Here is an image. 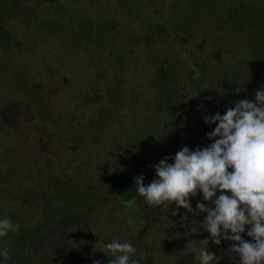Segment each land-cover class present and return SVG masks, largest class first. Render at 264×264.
I'll return each mask as SVG.
<instances>
[{
	"label": "trees",
	"instance_id": "trees-1",
	"mask_svg": "<svg viewBox=\"0 0 264 264\" xmlns=\"http://www.w3.org/2000/svg\"><path fill=\"white\" fill-rule=\"evenodd\" d=\"M257 91L264 0H0V219L20 226L0 264H110L113 240L140 264H200L203 240L240 264L202 228V193L150 207L134 178L209 147L205 117Z\"/></svg>",
	"mask_w": 264,
	"mask_h": 264
},
{
	"label": "clouds",
	"instance_id": "clouds-1",
	"mask_svg": "<svg viewBox=\"0 0 264 264\" xmlns=\"http://www.w3.org/2000/svg\"><path fill=\"white\" fill-rule=\"evenodd\" d=\"M205 122L217 125L208 134L213 143L195 151L184 147L173 164L167 157L161 160L155 167L158 179L145 186L142 175L134 178L136 192L150 207L167 209L175 204L189 212L191 199L202 193L212 207L198 203L197 209L207 213L202 227L212 241L216 245L221 238L233 241L230 251L239 256L240 264H264V91H257L255 103L241 100L224 115L205 117ZM246 226H251L247 235L254 243L242 238ZM19 228L9 218L0 219V238L18 233ZM199 243L200 264H219L207 250L209 241ZM105 249L114 257L110 264H140L132 258L137 249L128 242L113 240ZM0 257L10 259L7 247L0 248Z\"/></svg>",
	"mask_w": 264,
	"mask_h": 264
},
{
	"label": "rangeland",
	"instance_id": "rangeland-1",
	"mask_svg": "<svg viewBox=\"0 0 264 264\" xmlns=\"http://www.w3.org/2000/svg\"><path fill=\"white\" fill-rule=\"evenodd\" d=\"M145 60L144 56L140 53L137 54L136 56V62L137 63H142V61ZM97 156L95 155L94 158H96ZM19 176H22V175H18ZM203 228V227H202ZM189 243H191V241H189ZM195 243L193 244H190L191 245V248L193 247L194 249L198 246V245H194ZM189 247V246H188Z\"/></svg>",
	"mask_w": 264,
	"mask_h": 264
}]
</instances>
